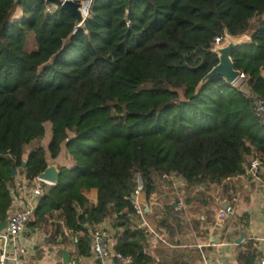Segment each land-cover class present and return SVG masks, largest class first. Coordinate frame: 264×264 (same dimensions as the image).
<instances>
[{
  "label": "trees",
  "instance_id": "obj_1",
  "mask_svg": "<svg viewBox=\"0 0 264 264\" xmlns=\"http://www.w3.org/2000/svg\"><path fill=\"white\" fill-rule=\"evenodd\" d=\"M246 33L231 60L262 95L264 0H92L81 25L60 0H0V222L13 172L40 175L65 144L73 166L59 168L35 217L60 210L68 230L83 232L79 259L90 255V229L115 216L114 250L147 264L145 236L128 224L136 177L148 197L171 173L220 185L246 175L252 152L264 166V129L248 103L221 79L202 84L219 63L214 39ZM47 124V150L24 159Z\"/></svg>",
  "mask_w": 264,
  "mask_h": 264
},
{
  "label": "crops",
  "instance_id": "obj_2",
  "mask_svg": "<svg viewBox=\"0 0 264 264\" xmlns=\"http://www.w3.org/2000/svg\"><path fill=\"white\" fill-rule=\"evenodd\" d=\"M45 130L46 136L51 126L47 124ZM45 136L26 147L24 159L32 148L47 150L51 138L45 146ZM254 155L257 153L252 152L247 162ZM45 161L58 171L73 166L65 144L57 159L46 154ZM21 175L15 171L14 181ZM262 176L264 180V173ZM84 195L90 204L95 202L94 189L84 191ZM137 201L143 208L146 226L140 227L141 220L134 215H128V224L145 236L141 254L146 256L147 264H255L264 258V189L247 175L220 185L189 184L183 177L156 178L149 196L142 191ZM227 205L233 207V216L218 218V212ZM114 220L115 216L101 226L113 249L116 234L121 232L113 227ZM27 235L30 246L23 264H63L61 251H66L76 264L91 261L90 255L76 259L75 244L83 232L68 230L60 210L45 213L41 219L34 217ZM109 264L117 261L112 259Z\"/></svg>",
  "mask_w": 264,
  "mask_h": 264
},
{
  "label": "built area",
  "instance_id": "obj_3",
  "mask_svg": "<svg viewBox=\"0 0 264 264\" xmlns=\"http://www.w3.org/2000/svg\"><path fill=\"white\" fill-rule=\"evenodd\" d=\"M64 1L67 0H60L61 6ZM91 1L83 0L79 3L82 21L88 16ZM81 24L82 22L79 23V25ZM220 42V38H215L214 46ZM249 79L248 75L239 71L238 77L233 82L226 84L248 103L249 109L257 124L264 129V95L257 94L249 87ZM263 173L264 166H262L261 155L257 154L252 156L248 161L246 175L250 180L259 184L264 189ZM177 177L182 176L176 173L163 176L165 179L173 180ZM51 186L53 184L41 179L39 175L34 178H27L23 174L10 185L9 194L11 204L8 209L7 218L4 221L6 225L0 231V264L24 263V257L30 246L27 235L28 225L35 217L39 200ZM141 192L142 183L140 178L136 177V185L133 192L135 199L131 200V205L134 209V216L141 220L140 227L143 228L146 226V223L143 221L144 211L137 201V197ZM233 214V207L227 205L218 212L217 217L224 219L233 216ZM90 238L91 261L89 264H109L112 259L121 264H134L130 256H123L112 248L101 226H95L91 229ZM70 263L76 264L74 261H70ZM255 264H264V258H261Z\"/></svg>",
  "mask_w": 264,
  "mask_h": 264
},
{
  "label": "water",
  "instance_id": "obj_4",
  "mask_svg": "<svg viewBox=\"0 0 264 264\" xmlns=\"http://www.w3.org/2000/svg\"><path fill=\"white\" fill-rule=\"evenodd\" d=\"M61 8L70 14H72L78 23H84L82 21V17L79 11L80 4L75 3L72 0L64 1ZM243 43L240 44H228L222 49L214 50V52L218 55L219 63L217 66H215L202 80V84L211 81L213 79H221L225 81V83H231L233 82L239 75V71L236 70L233 66L232 60H231V53L232 51L240 46ZM24 166V164H23ZM15 172H13L14 175ZM41 179L50 182L53 185H56L59 182L60 179V173L58 169L55 166H47L46 169L39 175ZM135 196L132 195L130 200H134ZM147 210V208L145 209ZM5 222L0 223V231L5 227ZM240 240L243 239L244 236H241ZM62 255V263L63 264H70V255L66 251H61ZM117 264H121L120 262H117Z\"/></svg>",
  "mask_w": 264,
  "mask_h": 264
},
{
  "label": "rangeland",
  "instance_id": "obj_5",
  "mask_svg": "<svg viewBox=\"0 0 264 264\" xmlns=\"http://www.w3.org/2000/svg\"><path fill=\"white\" fill-rule=\"evenodd\" d=\"M18 15H20V10L19 9H16L15 16H18ZM248 41H249V34L248 33H246L245 35H243V36H241L239 38H231L229 36H225L218 45H215L214 46V50L223 48V47L227 46L230 43H232V44H240V43H246ZM30 48H31V45L29 46V49ZM263 75H264V73H263ZM248 85L252 89V87L250 86V83H248ZM258 93L264 95V88L260 92H258ZM50 138H51V133L50 132H47V134L45 136V142L43 143L45 146L47 145V143H48V141H49ZM61 168H65V167H61ZM7 215H8V212H7ZM6 218H7V216H6Z\"/></svg>",
  "mask_w": 264,
  "mask_h": 264
},
{
  "label": "bare ground",
  "instance_id": "obj_6",
  "mask_svg": "<svg viewBox=\"0 0 264 264\" xmlns=\"http://www.w3.org/2000/svg\"><path fill=\"white\" fill-rule=\"evenodd\" d=\"M224 48V47H223ZM220 49H222V48H220ZM219 50V49H218Z\"/></svg>",
  "mask_w": 264,
  "mask_h": 264
}]
</instances>
